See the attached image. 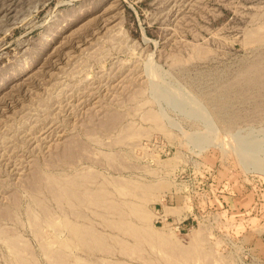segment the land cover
Instances as JSON below:
<instances>
[{
  "label": "rangeland",
  "instance_id": "obj_1",
  "mask_svg": "<svg viewBox=\"0 0 264 264\" xmlns=\"http://www.w3.org/2000/svg\"><path fill=\"white\" fill-rule=\"evenodd\" d=\"M0 264H264V0H0Z\"/></svg>",
  "mask_w": 264,
  "mask_h": 264
},
{
  "label": "bare ground",
  "instance_id": "obj_2",
  "mask_svg": "<svg viewBox=\"0 0 264 264\" xmlns=\"http://www.w3.org/2000/svg\"><path fill=\"white\" fill-rule=\"evenodd\" d=\"M249 161V160H248ZM253 165V164H252ZM255 165V164H254Z\"/></svg>",
  "mask_w": 264,
  "mask_h": 264
}]
</instances>
